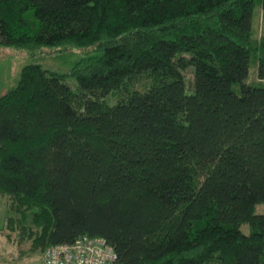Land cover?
<instances>
[{
  "label": "trees",
  "instance_id": "16d2710c",
  "mask_svg": "<svg viewBox=\"0 0 264 264\" xmlns=\"http://www.w3.org/2000/svg\"><path fill=\"white\" fill-rule=\"evenodd\" d=\"M256 8L0 0V45L97 52L67 75L27 65L0 96V195L29 253L86 236L114 264H264V87L244 83L252 59L264 80Z\"/></svg>",
  "mask_w": 264,
  "mask_h": 264
},
{
  "label": "rangeland",
  "instance_id": "374dc122",
  "mask_svg": "<svg viewBox=\"0 0 264 264\" xmlns=\"http://www.w3.org/2000/svg\"><path fill=\"white\" fill-rule=\"evenodd\" d=\"M254 38H264V13L256 8L253 16ZM97 54L90 49L75 48L69 46L45 47L37 52L30 53L21 48L0 45V96L12 90L20 77V72L27 65H39L43 69L57 74L67 75L76 62L85 56ZM256 63L250 62L248 75L244 83L250 86L264 87V80H258L256 75ZM187 79H191L187 75ZM65 82L73 86L75 80L66 77ZM239 92V84L233 85ZM254 212H264V203L256 205ZM10 215L9 201L0 195V264H41V255L29 253L30 242L21 241L20 231L9 227L7 217ZM240 230L244 234L249 233L246 224L241 225Z\"/></svg>",
  "mask_w": 264,
  "mask_h": 264
},
{
  "label": "built area",
  "instance_id": "2783aa9c",
  "mask_svg": "<svg viewBox=\"0 0 264 264\" xmlns=\"http://www.w3.org/2000/svg\"><path fill=\"white\" fill-rule=\"evenodd\" d=\"M113 249L101 238L82 236L73 244H59L46 248L41 264H114Z\"/></svg>",
  "mask_w": 264,
  "mask_h": 264
}]
</instances>
